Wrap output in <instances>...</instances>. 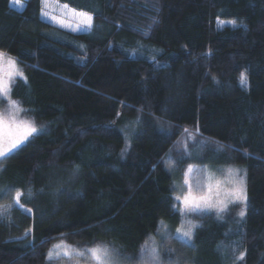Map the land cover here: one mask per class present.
<instances>
[{"label": "trees", "instance_id": "trees-1", "mask_svg": "<svg viewBox=\"0 0 264 264\" xmlns=\"http://www.w3.org/2000/svg\"><path fill=\"white\" fill-rule=\"evenodd\" d=\"M58 1L91 29L0 0V52L26 73L12 96L44 127L0 164V264H47L58 241L136 255L183 224L195 165L242 167L247 201L203 215L193 264H264V0Z\"/></svg>", "mask_w": 264, "mask_h": 264}, {"label": "rangeland", "instance_id": "rangeland-1", "mask_svg": "<svg viewBox=\"0 0 264 264\" xmlns=\"http://www.w3.org/2000/svg\"><path fill=\"white\" fill-rule=\"evenodd\" d=\"M25 1L27 0H20V3L18 4L16 3V0H13L12 5L14 9L22 10L24 7V3L26 4ZM62 5L64 4L60 3L59 1L57 2V0H51V6L44 10L50 12L52 16H55L58 19H62L65 26H62L60 23L53 21L50 17L42 16L43 19L75 33H81L90 30L86 28V25L80 22L79 17L74 16L69 12L68 9H63ZM69 9L71 8L69 7ZM16 68L19 69L20 72H22V76L15 74V71L8 66L7 60L4 61L2 71L5 73V78L8 79L11 92L10 99L3 94H0V114H3L6 119L14 117L17 121L27 120L30 122H34L35 126L39 130V133L44 128L43 125L39 124L34 117L27 114L26 107L23 105V103L12 96V89L16 85V83H18L22 79H26L24 67L17 61ZM10 71L13 72V75L9 79L7 77V73ZM12 102H18L19 108L22 110L16 111V109L12 107ZM30 138L31 137H29L28 140ZM27 141H25L24 144ZM192 142L196 145V139L193 138ZM24 144H22L21 146H23ZM5 160L6 158H0V164ZM191 168V172L188 171L189 167L185 170V174L183 175L182 182L179 186L180 193H177L176 197L180 196L181 198H183L188 193L189 186H191V191L194 196L205 197L208 203L212 206L206 207L202 211L189 212L185 210L182 199L178 200L180 202L182 214L184 216V222L182 224L183 230L186 231L188 229L189 221H191L192 224L196 226H200L203 215L205 214H214L216 216H219L223 215L225 211H228V208L231 205H239L240 209H243L245 207L246 204L244 202L235 199V197L232 195L233 190L239 186V182L241 179H243V187L246 191V177L244 169L242 167H218L209 165H205L204 167H197V165H195L191 166ZM2 171L3 168L2 165H0V187H2ZM1 190L0 197L2 194ZM221 207L224 208V211H219ZM0 208L7 211L10 209V204H6L5 201L1 202L0 200ZM182 225L175 228L174 230L170 227L167 229H162L159 233V236H153L151 239L149 238L148 242L136 255H132L129 253L126 254L118 246L106 242H97L91 245L79 247L78 245H74L65 241H58L53 244L48 251V254L51 251L53 255L52 258L49 259V262H47V264H96V262L92 259L90 253L88 252V249L93 248L97 245H106L108 249L112 251L115 259V264H193V262H196L195 257H199L195 252L196 249L193 246L196 227L193 229L191 241L186 243V238H182V233L177 231V229H180ZM56 245H59V247H56ZM65 252L69 253L70 255H65ZM154 253H158V261L153 260L152 257ZM47 257L49 258V255Z\"/></svg>", "mask_w": 264, "mask_h": 264}, {"label": "snow or ice", "instance_id": "snow-or-ice-1", "mask_svg": "<svg viewBox=\"0 0 264 264\" xmlns=\"http://www.w3.org/2000/svg\"><path fill=\"white\" fill-rule=\"evenodd\" d=\"M58 2V0H57ZM16 3H20V0H16ZM43 8L41 10L42 16L50 17L53 21L60 23L62 26H65L64 21L62 19H58L55 16H52L50 12L45 11L44 9L49 8L51 6V0H41ZM63 9H68L70 13L74 16L80 18V22L86 25L87 29H91L92 27V16L85 12H77L75 9H69L67 4L62 5ZM225 23H230L233 27L236 26V21L231 20ZM7 60L8 66L15 71L17 75H23L19 69L16 68V61L8 57L6 53L0 52V94L8 97L10 99L11 88L8 82V79L5 78V73L2 71L4 66V61ZM13 75V72L10 71L7 73V77L10 79ZM240 82L242 86L247 85V76L245 74H241ZM12 107L16 109V111H21L19 108L18 102H12ZM38 128L35 126L34 122H30L27 120L17 121L14 117H10L6 119L3 114H0V158H8L11 154H13L17 149L20 148L25 141L28 140L29 137L38 133ZM189 172L192 171L191 166L188 169ZM28 195L31 196V190H29ZM232 195L235 199L240 200L246 204L247 196L246 191L243 187V179L240 180L239 186L236 187ZM21 196H23V192L20 190L16 191L15 202L19 205V207L23 208L24 205L20 203ZM177 200L183 201L185 206V210L189 212H197L202 211L206 207H211L212 205L208 203L205 197L203 196H194L191 191V186H189L188 193L181 198L180 196L176 197ZM28 211H31L28 209ZM219 211H224V208L221 207ZM245 214L244 210H241L240 215L243 216ZM189 227L185 231L183 230V225L180 229H177L178 232L182 233V238H186L185 242L188 243L191 241L193 229L196 225L192 224L191 221L188 222ZM59 247V245H56ZM92 259L96 262V264H115V259L112 251L108 249L106 245H97L93 248L88 249ZM49 259L52 258V252H49ZM65 255H70L65 252ZM153 260L158 261L159 256L158 253H154ZM240 259L243 258L241 255Z\"/></svg>", "mask_w": 264, "mask_h": 264}, {"label": "crops", "instance_id": "crops-1", "mask_svg": "<svg viewBox=\"0 0 264 264\" xmlns=\"http://www.w3.org/2000/svg\"><path fill=\"white\" fill-rule=\"evenodd\" d=\"M12 2H13V0H11V6H12V8H14L13 5H12ZM25 2H26V1H25ZM24 7H25V3H24ZM24 7H23V9H24ZM23 9H22V10H23ZM16 10H18V9H16ZM22 10H18V11H22Z\"/></svg>", "mask_w": 264, "mask_h": 264}, {"label": "bare ground", "instance_id": "bare-ground-1", "mask_svg": "<svg viewBox=\"0 0 264 264\" xmlns=\"http://www.w3.org/2000/svg\"><path fill=\"white\" fill-rule=\"evenodd\" d=\"M205 219V218H204Z\"/></svg>", "mask_w": 264, "mask_h": 264}]
</instances>
